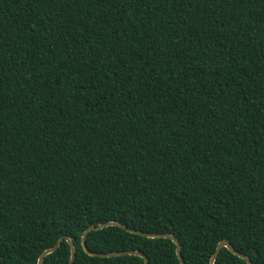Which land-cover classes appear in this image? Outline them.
Instances as JSON below:
<instances>
[{
	"label": "trees",
	"instance_id": "1",
	"mask_svg": "<svg viewBox=\"0 0 264 264\" xmlns=\"http://www.w3.org/2000/svg\"><path fill=\"white\" fill-rule=\"evenodd\" d=\"M107 222L264 264V0H0V264L62 236L72 264H144L83 250ZM85 243L181 264L117 225Z\"/></svg>",
	"mask_w": 264,
	"mask_h": 264
},
{
	"label": "water",
	"instance_id": "2",
	"mask_svg": "<svg viewBox=\"0 0 264 264\" xmlns=\"http://www.w3.org/2000/svg\"><path fill=\"white\" fill-rule=\"evenodd\" d=\"M114 225H117L118 227H121L123 229H126L132 233H137V234H140V235H143V236H146V237H149V238H169L171 239L175 244H176V255L180 261L181 264H185L181 255H180V244L179 242L174 239L173 236L171 235H167V234H151V233H142V232H139V231H136V230H133V229H130V228H127V227H124V226H121V225H118L114 222H107V223H103V224H99L97 226H89L88 228H86L84 230V232L82 233V236H81V243H82V247H83V250L89 254V255H92V256H101V257H112V256H118V255H137V256H141L143 259H144V264H148V258L142 253V252H138V251H119V252H111V253H107V254H101V253H95V252H91L87 246H86V237H87V234L90 232V231H94V230H99V229H102L104 227H107V226H114ZM63 240H66L70 246V260H69V263L68 264H72L74 259H75V255H76V251H75V247H74V244L72 242V240L69 238V237H66V236H62L60 237L57 242L55 243L54 246L44 250L38 257V260H37V264H42V261L44 259L45 256H47L48 254L54 252L61 244V242ZM222 247H225L227 248L230 252H232L233 254L237 255L238 257L242 258L245 260L246 264H252L251 263V260L246 257L245 255L239 253L238 251H236L234 249V247L230 244V242H228L227 240H221L217 246H216V249H215V252L213 254V256L210 258V262L209 264H214V261L220 251V249Z\"/></svg>",
	"mask_w": 264,
	"mask_h": 264
}]
</instances>
